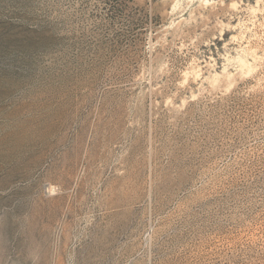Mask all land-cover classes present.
Returning a JSON list of instances; mask_svg holds the SVG:
<instances>
[{
	"label": "rangeland",
	"instance_id": "1",
	"mask_svg": "<svg viewBox=\"0 0 264 264\" xmlns=\"http://www.w3.org/2000/svg\"><path fill=\"white\" fill-rule=\"evenodd\" d=\"M0 264H264V0H0Z\"/></svg>",
	"mask_w": 264,
	"mask_h": 264
},
{
	"label": "bare ground",
	"instance_id": "2",
	"mask_svg": "<svg viewBox=\"0 0 264 264\" xmlns=\"http://www.w3.org/2000/svg\"><path fill=\"white\" fill-rule=\"evenodd\" d=\"M15 133V132H14ZM12 134V133H11ZM17 134L18 133H16V134H12L10 137H13V139L15 140V141H17V142H20V139L19 138H21V136L18 138V136H17ZM19 134H20V132H19ZM21 135H23V134H21ZM24 136V135H23ZM24 139V138H23ZM3 142V141H2ZM6 142V141H5ZM13 142V141H12ZM8 143V142H7ZM12 144H14V143H12ZM6 145V144H5ZM11 145V144H10ZM9 145V146H10ZM14 146V145H13ZM4 147V146H3ZM20 148H21V146H20ZM12 157V156H11ZM12 160V159H11Z\"/></svg>",
	"mask_w": 264,
	"mask_h": 264
}]
</instances>
